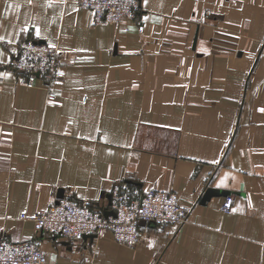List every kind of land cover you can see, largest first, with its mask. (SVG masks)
<instances>
[{"label": "crops", "instance_id": "0c3cea01", "mask_svg": "<svg viewBox=\"0 0 264 264\" xmlns=\"http://www.w3.org/2000/svg\"><path fill=\"white\" fill-rule=\"evenodd\" d=\"M139 3L113 24L76 0H0V237L45 264H264V0ZM24 37L58 49L57 77L8 65ZM120 183L175 192L185 221H140L124 244L20 216Z\"/></svg>", "mask_w": 264, "mask_h": 264}, {"label": "built area", "instance_id": "2783aa9c", "mask_svg": "<svg viewBox=\"0 0 264 264\" xmlns=\"http://www.w3.org/2000/svg\"><path fill=\"white\" fill-rule=\"evenodd\" d=\"M76 3L92 11L95 23L119 24L133 18L140 9L139 0H76ZM8 65L51 80L59 74L58 49L35 38L24 37L17 42ZM233 201L232 194L225 195L221 204L224 213L231 210ZM105 210L112 213L105 215ZM20 216L31 220L35 229L58 234L70 241L88 234L95 238L108 230L116 242L132 244L138 238L140 221L182 223L186 210L173 191L151 189L139 194L137 188L120 183L112 187L105 203L62 196L56 197L45 209ZM45 263L46 255L34 241L0 237V264Z\"/></svg>", "mask_w": 264, "mask_h": 264}, {"label": "water", "instance_id": "95a60500", "mask_svg": "<svg viewBox=\"0 0 264 264\" xmlns=\"http://www.w3.org/2000/svg\"><path fill=\"white\" fill-rule=\"evenodd\" d=\"M35 75H38L37 73H35ZM63 194H62V190H59V194L57 195V198L58 197H62ZM112 212H110L109 210H105L104 211V214L107 215V214H110ZM84 238H89V239H93L94 235L93 234H88V235H84L83 236Z\"/></svg>", "mask_w": 264, "mask_h": 264}]
</instances>
